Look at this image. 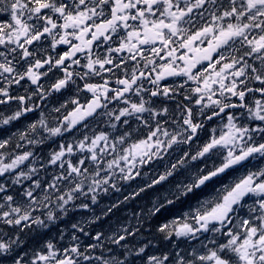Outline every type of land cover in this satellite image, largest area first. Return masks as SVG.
Returning a JSON list of instances; mask_svg holds the SVG:
<instances>
[{
	"label": "clouds",
	"instance_id": "obj_1",
	"mask_svg": "<svg viewBox=\"0 0 264 264\" xmlns=\"http://www.w3.org/2000/svg\"><path fill=\"white\" fill-rule=\"evenodd\" d=\"M0 264H264V0H0Z\"/></svg>",
	"mask_w": 264,
	"mask_h": 264
}]
</instances>
